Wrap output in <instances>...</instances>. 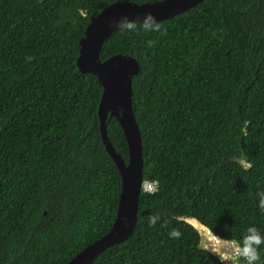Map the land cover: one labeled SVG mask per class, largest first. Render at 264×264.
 Segmentation results:
<instances>
[{"label": "trees", "instance_id": "obj_1", "mask_svg": "<svg viewBox=\"0 0 264 264\" xmlns=\"http://www.w3.org/2000/svg\"><path fill=\"white\" fill-rule=\"evenodd\" d=\"M116 1L0 0V264H65L116 217L121 177L101 138L102 84L76 64L90 17ZM158 22L163 33L117 28L100 51L139 63L143 181L158 190L141 192L133 233L90 264H220L192 216L226 239L253 225L264 235V0H202ZM106 124L127 162L119 122Z\"/></svg>", "mask_w": 264, "mask_h": 264}, {"label": "water", "instance_id": "obj_2", "mask_svg": "<svg viewBox=\"0 0 264 264\" xmlns=\"http://www.w3.org/2000/svg\"><path fill=\"white\" fill-rule=\"evenodd\" d=\"M201 1L164 0L163 3L155 1L139 4L132 0L131 3L120 0L106 5L90 17L84 35L79 40L76 64L80 72L94 74L102 84L97 111L99 128L102 142L119 171L121 192L116 217L109 231L84 247L65 264H90L107 247L126 240L135 230L138 219L144 161L141 132L132 107L131 82L132 77L139 71V63L125 53L114 54L101 60L100 51L103 43L118 28L117 23L121 17L140 21L145 13L150 12L159 21L182 13ZM112 106H116L119 116L112 115L110 112ZM111 117H114L122 128L128 149L127 162L116 152L107 136L106 120ZM185 221L198 231L200 245L203 248L210 247L203 245L205 239L210 237L214 239L212 233L208 231V226L194 216L185 218Z\"/></svg>", "mask_w": 264, "mask_h": 264}, {"label": "clouds", "instance_id": "obj_3", "mask_svg": "<svg viewBox=\"0 0 264 264\" xmlns=\"http://www.w3.org/2000/svg\"><path fill=\"white\" fill-rule=\"evenodd\" d=\"M131 3V0H127ZM158 3H163L164 0H157ZM117 27L122 31L138 32L142 30L144 33L157 32L163 33L164 29L160 22H158L152 13L147 12L144 18L140 21L129 20L127 17H121L117 23ZM153 41H148L151 46ZM246 167H251L250 164ZM145 181H143L144 183ZM155 183V182H154ZM156 184V183H155ZM143 188V187H142ZM158 190V185L152 188L145 187L142 191L148 194H154ZM258 206L261 211H264V191L258 192ZM160 219L158 215H151L148 217V222L151 226H155ZM212 233L216 244L206 247L205 250L217 256L220 264H264L261 260L260 247L264 245V235L256 226L247 227L245 234L239 239H226L214 234L211 229L208 230ZM182 233L173 228L169 232V236L174 239L180 238Z\"/></svg>", "mask_w": 264, "mask_h": 264}, {"label": "rangeland", "instance_id": "obj_4", "mask_svg": "<svg viewBox=\"0 0 264 264\" xmlns=\"http://www.w3.org/2000/svg\"><path fill=\"white\" fill-rule=\"evenodd\" d=\"M209 237H210V235H209ZM207 238V237H206ZM216 244V241H215V239H212L211 237L209 238V239H205L204 240V242H203V245L204 246H213V245H215ZM243 264V263H242Z\"/></svg>", "mask_w": 264, "mask_h": 264}, {"label": "bare ground", "instance_id": "obj_5", "mask_svg": "<svg viewBox=\"0 0 264 264\" xmlns=\"http://www.w3.org/2000/svg\"><path fill=\"white\" fill-rule=\"evenodd\" d=\"M118 98H120V90H118ZM110 112H111L112 115H114V116H119V112H118L116 106H112V107L110 108Z\"/></svg>", "mask_w": 264, "mask_h": 264}, {"label": "built area", "instance_id": "obj_6", "mask_svg": "<svg viewBox=\"0 0 264 264\" xmlns=\"http://www.w3.org/2000/svg\"><path fill=\"white\" fill-rule=\"evenodd\" d=\"M154 186H156V184L154 182L145 181L143 183V190H144L145 187L152 188Z\"/></svg>", "mask_w": 264, "mask_h": 264}]
</instances>
